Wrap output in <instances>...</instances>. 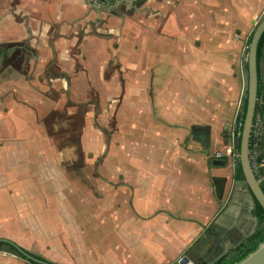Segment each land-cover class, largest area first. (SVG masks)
I'll return each instance as SVG.
<instances>
[{
	"label": "crops",
	"instance_id": "crops-1",
	"mask_svg": "<svg viewBox=\"0 0 264 264\" xmlns=\"http://www.w3.org/2000/svg\"><path fill=\"white\" fill-rule=\"evenodd\" d=\"M92 6L0 0V59L7 44L25 55L0 68V237L54 264L205 261L257 223L242 178L218 198L212 177L229 169L207 161L261 0ZM194 127L210 128L207 146ZM0 264L33 263L5 243Z\"/></svg>",
	"mask_w": 264,
	"mask_h": 264
},
{
	"label": "water",
	"instance_id": "water-1",
	"mask_svg": "<svg viewBox=\"0 0 264 264\" xmlns=\"http://www.w3.org/2000/svg\"><path fill=\"white\" fill-rule=\"evenodd\" d=\"M264 33V12L261 20L258 22L256 28L254 29L249 48H248V57H247V109L244 117V122L241 130L240 138V149H239V162L243 171L244 178L240 180V184L246 187L247 191L253 197L257 199L258 202L264 208V190L261 186L262 179L258 178L255 174L251 161H250V139L251 132L254 123V118L256 115V107L258 101V85H259V75H258V46L262 34ZM194 137L199 140L204 146H207L210 142V128L207 127H194ZM215 193L218 198H223L225 194L227 178L220 175H214L212 177ZM255 202V201H254ZM252 233V232H251ZM242 238L235 242V245H238L242 242ZM0 242H5L7 244L14 245L15 250L23 258H26L30 261L38 262L40 264H54L47 260H43L33 255L29 251L25 250L14 241L1 238ZM229 250L227 245H224L223 248L210 259L205 261L209 264H212ZM173 264H196L193 260L187 255H182L179 260ZM235 264H264V241L259 244V246L250 252L240 261Z\"/></svg>",
	"mask_w": 264,
	"mask_h": 264
},
{
	"label": "trees",
	"instance_id": "trees-1",
	"mask_svg": "<svg viewBox=\"0 0 264 264\" xmlns=\"http://www.w3.org/2000/svg\"><path fill=\"white\" fill-rule=\"evenodd\" d=\"M253 32H254V30L252 31V33L249 37L250 41H251ZM263 46H264V33L261 36L259 46H258L257 59H258L259 85H258V101H257V107H256V114L261 113L264 115V80L261 77V73L259 70L260 61H261L262 56H263ZM246 67H247V63H246ZM245 92H246L245 93L246 95L243 98L242 113L239 116V122L241 123V126H240L241 130H242L244 117H245V113H246V109H247V90ZM240 138H239V143H238V149H240ZM235 176L237 178H244L243 171H242V168H241L239 161L236 165ZM261 186L264 190V179L262 180ZM254 201H255V206L253 209V216L257 220L255 229L253 230V232L251 234L244 237V239L242 240L241 243H239L238 245L230 246L228 252L226 254H224L222 257H220L218 260L213 262L212 264H235L236 262L240 261L245 256H247L250 252L255 250L259 246V244L264 241V208L258 202L257 199L254 198ZM4 245H5V243L0 242V249H3ZM7 245L9 246L10 250L15 251L17 253L14 245H11V244H7ZM17 254H19V253H17ZM38 257L40 259H43L41 256H38ZM32 263L33 264H40V263L34 262V261H32ZM201 264H209V263L204 261Z\"/></svg>",
	"mask_w": 264,
	"mask_h": 264
},
{
	"label": "rangeland",
	"instance_id": "rangeland-1",
	"mask_svg": "<svg viewBox=\"0 0 264 264\" xmlns=\"http://www.w3.org/2000/svg\"><path fill=\"white\" fill-rule=\"evenodd\" d=\"M263 12H264V0H261V6L259 7V10H258V13L256 15V13L253 15L252 17V24L250 25L251 27V30L248 32L246 31L244 33L245 35V38H246V43H245V50H246V54H247V57H248V48H249V44H250V40L248 39L249 35L251 34V31H253L258 22L261 20L262 18V15H263ZM237 34H241V30H239V32L237 31L236 32ZM9 45H12V44H7V46ZM5 48V47H4ZM5 50V49H4ZM7 62L4 61V63H1L0 61V68H2L4 65H6ZM245 73H246V77L248 76L247 75V71L245 69ZM246 86H247V78H246V83H245V86H244V90H243V93L238 97L237 101H236V107L233 111V113L229 116V118L227 119L226 121V127L222 128V134L224 135V137L226 138V141L225 142H221L219 143L218 145L215 144L214 145V148H209L208 152H209V159L207 161L208 165L210 167H215L217 166L214 161H220L221 163H219L218 165H223V166H226L228 169H229V175H230V178H228L227 176H225L227 178V183L228 185H226V190L227 188L229 189L230 186H231V182H232V178H233V175L235 174L236 172V166L233 165V159L232 157L226 152V149L228 148V145H233V139H232V134L235 133V136H236V140H237V135L239 133V131L241 130L240 129V122H239V116L240 114L242 113V106H243V98L244 96L246 95L245 91H246ZM108 123V124H107ZM97 126V125H96ZM99 127L104 130V129H109L111 127H114L112 126V124H109V120L106 119L105 123L102 122V125H99ZM97 127V128H99ZM112 129V128H111ZM234 145H235V149H236V154H237V159H236V163H238V160H239V151L237 150V141H234ZM103 149H104V146H103ZM105 149H108V148H105ZM217 152H220L221 154L218 156L217 155ZM214 173V171L212 172ZM217 175V174H215ZM91 180H93L91 178ZM216 194V193H215ZM207 238L204 240V238L202 239L201 238V245H204L205 242H202V241H206ZM194 250V249H193ZM192 249L190 251H193ZM192 254L195 253L194 251L191 252ZM217 254V251L216 252H212L211 254H209L206 259H210V258H213L215 255Z\"/></svg>",
	"mask_w": 264,
	"mask_h": 264
},
{
	"label": "built area",
	"instance_id": "built-area-1",
	"mask_svg": "<svg viewBox=\"0 0 264 264\" xmlns=\"http://www.w3.org/2000/svg\"><path fill=\"white\" fill-rule=\"evenodd\" d=\"M232 135H233L232 136L233 145H228L226 152L232 157L233 165L236 166L237 154L235 152L236 147L234 145L235 144L234 141H237L236 146H237V150L239 151L238 143H239V138L241 137V131H239L237 135V140L235 133H233ZM249 152H250L251 165L255 174L258 176V178L264 179V115L261 113L256 114L254 118ZM220 154H221L220 152H217L218 156Z\"/></svg>",
	"mask_w": 264,
	"mask_h": 264
},
{
	"label": "flooded vegetation",
	"instance_id": "flooded-vegetation-1",
	"mask_svg": "<svg viewBox=\"0 0 264 264\" xmlns=\"http://www.w3.org/2000/svg\"><path fill=\"white\" fill-rule=\"evenodd\" d=\"M101 1H105V3H107V6L106 8H109L111 11L110 13H114L116 10H115V5L119 2V0H89L90 2V5H91V8L93 7L92 5H94L95 3H99ZM93 9V8H92ZM97 21H99V18H95L94 20H91V23L94 27H95V24L97 23ZM100 22V21H99ZM0 51L3 52L4 49L2 47H0ZM22 49L19 47V46H16V45H10L9 49L7 50V53H5L0 61L1 63H4L7 62L6 64H9V63H14V66L15 67H22V64L25 60V55H22ZM11 65V64H9ZM232 245H235L234 244H230L228 247L230 248V246ZM223 248V245L222 247L220 246L219 248H217V251L221 250ZM204 262V259H202L201 261L200 260H197L196 261V264H201Z\"/></svg>",
	"mask_w": 264,
	"mask_h": 264
}]
</instances>
